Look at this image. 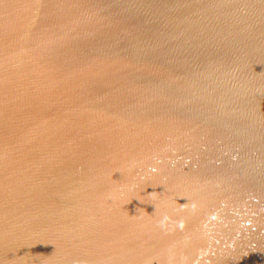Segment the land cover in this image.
Returning <instances> with one entry per match:
<instances>
[{"label":"water","instance_id":"95a60500","mask_svg":"<svg viewBox=\"0 0 264 264\" xmlns=\"http://www.w3.org/2000/svg\"><path fill=\"white\" fill-rule=\"evenodd\" d=\"M0 264H264V0H0Z\"/></svg>","mask_w":264,"mask_h":264}]
</instances>
